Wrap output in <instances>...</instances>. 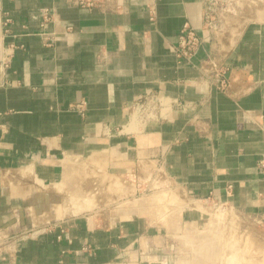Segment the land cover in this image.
Returning a JSON list of instances; mask_svg holds the SVG:
<instances>
[{
	"label": "crops",
	"instance_id": "obj_1",
	"mask_svg": "<svg viewBox=\"0 0 264 264\" xmlns=\"http://www.w3.org/2000/svg\"><path fill=\"white\" fill-rule=\"evenodd\" d=\"M98 1L0 0V264H168L165 236L132 212L25 227L34 186L59 182L70 158L109 153L119 173L162 176L195 201L182 223L214 201L264 226V0L233 45L212 40L190 60L175 53L179 34L212 36L207 0ZM148 92L167 119L122 131Z\"/></svg>",
	"mask_w": 264,
	"mask_h": 264
},
{
	"label": "rangeland",
	"instance_id": "obj_2",
	"mask_svg": "<svg viewBox=\"0 0 264 264\" xmlns=\"http://www.w3.org/2000/svg\"><path fill=\"white\" fill-rule=\"evenodd\" d=\"M259 6L260 3L255 0H207L204 23L217 44L225 47L233 45L243 27L253 20L252 12ZM108 155L111 154L70 158L64 163V174L59 182L35 185V195L30 197L24 211L25 227L38 231L74 216L96 215L108 221V217L117 211L121 215L132 212L131 216L135 214L145 218L165 236L168 264H229L232 259L236 260V264H243L244 259L250 260L247 264H264V252L261 253L264 251V226L258 220L229 205L203 201L199 203L206 207L204 211L208 214L200 213L195 222L182 223V210L187 205L184 200L191 203L192 199L183 198L181 189L173 187L162 176L138 180L130 174L119 173L118 165L113 166ZM67 172L71 178L67 176L66 179L71 185L63 182ZM126 186L134 188L135 192L121 195L119 190ZM79 189L85 193L82 197L85 199L83 210V201L79 202L75 192ZM201 251L205 252V259ZM260 253L262 257L258 256Z\"/></svg>",
	"mask_w": 264,
	"mask_h": 264
},
{
	"label": "built area",
	"instance_id": "obj_3",
	"mask_svg": "<svg viewBox=\"0 0 264 264\" xmlns=\"http://www.w3.org/2000/svg\"><path fill=\"white\" fill-rule=\"evenodd\" d=\"M80 4L88 7H98L101 2L98 0H79ZM152 13V20L155 15V8L150 7ZM207 27V26H206ZM209 30V28H207ZM211 32V30H209ZM212 35V34H211ZM213 36L204 37L198 34L195 28H192L189 24H186L178 38V45L175 49V53L180 59H192L207 43L212 42ZM214 41V40H213ZM15 46L12 44L8 48L5 56L4 66L5 68L10 67L12 57L14 55L13 49ZM217 68L216 65H214ZM216 75L220 78L221 89L225 90L228 88V80L226 78L225 71L215 70ZM167 100L155 93L148 92L140 98L136 99L128 106V117L126 127L122 131L131 129L132 127L144 128L152 123H158L162 120L167 119V109H169ZM172 107V106H170ZM1 116V114H0ZM121 131V132H122ZM9 236L7 230L0 231V247L5 246Z\"/></svg>",
	"mask_w": 264,
	"mask_h": 264
},
{
	"label": "bare ground",
	"instance_id": "obj_4",
	"mask_svg": "<svg viewBox=\"0 0 264 264\" xmlns=\"http://www.w3.org/2000/svg\"><path fill=\"white\" fill-rule=\"evenodd\" d=\"M128 130H129V129H128ZM69 182H70V180H66V183H67V184H70ZM81 183H82V182H81ZM70 185H71V184H70ZM57 186H58V185H57ZM82 191H83V190H82ZM82 191H81V190H77V191H75L76 194H77V197L80 198V199H78L79 202H80V200H83V199L81 198L82 195H84V194H82ZM158 194H159V193H158ZM85 197H86V196H85ZM84 200H85V199H84ZM184 201H185V200H184ZM192 202H193V201H192ZM85 203H86V201H85ZM91 203H92V202H91ZM198 203H199V202H198ZM74 204H75V203H74ZM89 204H90V203H89ZM89 204H88V205H89ZM188 204H189V203H188ZM188 204H187L186 207H188ZM196 204H197V203H196ZM72 205H73V203H72ZM184 205H186V204H184ZM189 205H191V204H189ZM77 206H78V205H77ZM72 207H74V206H72ZM82 207H83V206H82ZM189 207H191V206H189ZM197 207H199V206H197ZM76 208H77V207H76ZM79 208H80V207H79ZM86 208H87V207L85 206V209H86ZM176 208H177V207H176ZM191 208H193V207H191ZM88 209H89V208H88ZM179 209H180V208H179ZM194 209H195V207H194ZM79 210H80V209H79ZM81 210H83V209H81ZM89 210H90V209H89ZM67 211H68V210H67ZM199 211H200V210H199ZM206 211H207V210H206ZM77 212H79V211H77ZM77 212H76V213H77ZM203 212H204V211H203ZM219 212H220V211H219ZM67 213H68V212H67ZM170 214H171V213H170ZM207 214H208V213H207ZM209 215H210V214H209ZM50 216H51V215H50ZM222 218H223V217H222ZM177 219H178V218H177ZM180 220H181V219H180ZM222 220H223V219H222ZM224 220H225V219H224ZM174 221H177V220H174ZM223 222H224V221H223ZM226 222H227V221H226ZM168 224H169V223H168ZM216 224H217V223H216ZM222 224H223V223H222ZM172 225H173V224H172ZM223 225H224V224H223ZM187 229H188V228H187ZM206 229H207V228H206ZM189 230H190V229H188V231H189ZM233 230H234V229H233ZM233 230H232V231H233ZM206 231H208V230H206ZM217 233H218V231H217ZM221 233H222V232H221ZM212 235H213V234H212ZM218 235H219V234H218ZM220 235H221V234H220ZM212 237H213V236H212ZM235 237H236V236H235ZM238 237H240V236H238ZM220 238L222 239L221 236H220ZM226 238H227V237H226ZM232 239H233V238H232ZM235 239H236V238H235ZM210 240H211V239H210ZM245 240H246V239H245ZM181 241H182V240H181ZM241 241H242V240H241ZM239 243H240V242H239ZM244 243H245V241H244ZM195 245H197V243H196ZM202 246H205V245H202ZM202 246H201V247H202ZM230 247L232 248V247H234V246H230ZM235 248H237V245L235 246ZM262 248H263V247H261V249H262ZM233 250H234V249H233ZM237 250H239V249H237ZM262 250H263V249H262ZM262 250H261V251H262ZM263 252H264V251H262L261 253H263ZM204 253H205V252H204ZM204 253L201 251V254H202L201 256H203V258H204ZM261 253H260V254H261ZM226 254H228V252H227ZM260 254H258V256L262 257V254H261V255H260ZM228 255H229V254H228ZM251 256H252V255H251ZM254 256H255V255H254ZM252 257H253V256H252ZM255 257H256V256H255ZM223 258H224V257H223ZM230 258H232V257L230 256ZM233 258L236 259V257H233ZM204 259H205V258H204ZM204 259H203V261H204ZM227 259H228V258H227ZM250 259H251V261H252V258H251V257H250ZM258 259H259V258H258ZM198 260H199L200 262L202 261V260H200V259H198ZM198 260H197V261H198ZM244 260H245V259H244ZM244 260H242V261H243V264H247L246 262H247L248 260H247V261H244ZM180 261H181V260H180ZM228 261H229V260H228ZM240 261H241V260H240ZM249 261H250V260H249ZM249 261H248V262H249ZM259 261L261 262L260 259H259ZM230 262H231V263L234 262L233 264H236V263H235L236 260H233V259H232V261H230ZM230 262H229V264H230ZM226 263H227V261H226ZM201 264H202V263H201ZM227 264H228V263H227ZM240 264H241V263H240Z\"/></svg>",
	"mask_w": 264,
	"mask_h": 264
}]
</instances>
